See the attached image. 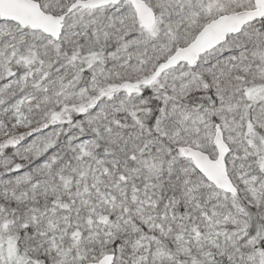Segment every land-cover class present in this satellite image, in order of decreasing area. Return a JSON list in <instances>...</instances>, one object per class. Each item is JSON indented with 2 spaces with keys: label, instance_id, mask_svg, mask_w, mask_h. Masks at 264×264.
I'll list each match as a JSON object with an SVG mask.
<instances>
[{
  "label": "snow or ice",
  "instance_id": "6c2138e0",
  "mask_svg": "<svg viewBox=\"0 0 264 264\" xmlns=\"http://www.w3.org/2000/svg\"><path fill=\"white\" fill-rule=\"evenodd\" d=\"M0 264H264V0H0Z\"/></svg>",
  "mask_w": 264,
  "mask_h": 264
}]
</instances>
